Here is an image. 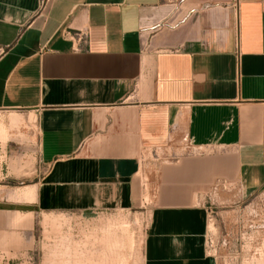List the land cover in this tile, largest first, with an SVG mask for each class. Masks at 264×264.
Listing matches in <instances>:
<instances>
[{
  "label": "crops",
  "instance_id": "0c3cea01",
  "mask_svg": "<svg viewBox=\"0 0 264 264\" xmlns=\"http://www.w3.org/2000/svg\"><path fill=\"white\" fill-rule=\"evenodd\" d=\"M0 121V264L146 199L143 264H214L208 192L264 191V0H0Z\"/></svg>",
  "mask_w": 264,
  "mask_h": 264
},
{
  "label": "rangeland",
  "instance_id": "374dc122",
  "mask_svg": "<svg viewBox=\"0 0 264 264\" xmlns=\"http://www.w3.org/2000/svg\"><path fill=\"white\" fill-rule=\"evenodd\" d=\"M180 3L181 0H164ZM8 121V120H7ZM18 128V121L11 118ZM0 123H2L0 121ZM18 132L0 128V143L6 135ZM6 135V136H5ZM148 152L143 162L166 161L162 151ZM29 181V180H26ZM24 181L25 183H27ZM208 213L206 251L214 264H264V191L255 195H242L237 188L219 186L211 188L205 201ZM152 203H139L138 208L108 214L95 220V225L69 224L63 220L60 250L61 264H143L142 248L150 222ZM74 222V221H73ZM32 256L13 259L10 264H37Z\"/></svg>",
  "mask_w": 264,
  "mask_h": 264
},
{
  "label": "built area",
  "instance_id": "2783aa9c",
  "mask_svg": "<svg viewBox=\"0 0 264 264\" xmlns=\"http://www.w3.org/2000/svg\"><path fill=\"white\" fill-rule=\"evenodd\" d=\"M41 3L44 4V0H41Z\"/></svg>",
  "mask_w": 264,
  "mask_h": 264
}]
</instances>
